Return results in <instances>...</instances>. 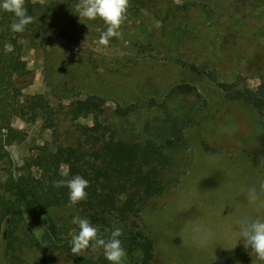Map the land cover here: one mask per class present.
Masks as SVG:
<instances>
[{"label": "rangeland", "instance_id": "rangeland-1", "mask_svg": "<svg viewBox=\"0 0 264 264\" xmlns=\"http://www.w3.org/2000/svg\"><path fill=\"white\" fill-rule=\"evenodd\" d=\"M77 3H69L70 11L57 7L56 17L63 30L55 43L58 65L77 61L76 71L83 76L69 98L97 96L92 105L105 110L103 118H111L117 106L135 103L142 113L133 119L143 123L150 100H163L175 85H193L200 95L202 120L186 131L189 147L176 185L148 200L137 219L154 240L152 264H257L242 238L236 242L235 222L243 215L259 214L241 190L264 181V108L232 102L224 88L238 81L239 88L264 89V0H151L138 12L128 8L119 37L106 47L99 44L107 27L104 21L80 16ZM49 33L21 40L33 78L20 93L46 96L57 106L59 99L44 79ZM41 123L12 118L10 160L0 162V184L9 168L17 173L35 153L33 146L48 142L57 148L51 130ZM74 123L92 127L93 119L89 115L65 122L58 143L73 142ZM228 126L234 127L231 135L223 131ZM67 214L66 209L56 210L57 221ZM197 226L212 230L206 246L198 242ZM51 264L68 263L56 256ZM122 264H131L128 253Z\"/></svg>", "mask_w": 264, "mask_h": 264}, {"label": "trees", "instance_id": "trees-1", "mask_svg": "<svg viewBox=\"0 0 264 264\" xmlns=\"http://www.w3.org/2000/svg\"><path fill=\"white\" fill-rule=\"evenodd\" d=\"M75 1L78 2L25 0L33 22L23 32L11 30L16 21L13 13L3 10L0 14V162L10 160L7 147L12 143L13 117L27 123L40 119L42 127L51 130L58 144L56 149L48 142L33 146L35 153L25 159L17 173L9 168L0 184V264H51L56 256L68 264H110L100 251L102 248H89L82 255L71 253L69 234L78 231V226L71 222L74 216L88 218L105 239L110 237L111 230L121 228L123 234L119 239L130 263L152 264L154 240L141 229L137 219L148 200L162 196L176 185L180 162L189 147L186 131L202 120L200 95L193 85H175L163 100H150L143 123L133 119L142 113L135 103L117 106L111 118H103L105 110L92 105L97 96L69 98L83 76L76 71L77 61L67 59L65 64L58 65L55 43L63 30L56 17L57 7L70 11L69 3ZM150 1L132 0L133 6L129 7L138 12ZM44 32H50L44 79L59 99L57 106L46 96L20 93L33 78L22 55L21 40H36ZM207 75L215 80L211 71ZM238 85L234 81L225 86L228 100H241L248 109L264 108L262 87ZM179 95H183L181 100ZM187 96L195 99L190 101ZM64 98L67 103L62 101ZM89 115L92 127L74 123L73 142L58 143L65 122ZM63 165L67 178L80 175L89 181L87 198L75 206L69 204L67 187L54 188L51 183L66 178L61 176L65 172L61 170ZM58 209L68 210L59 221ZM31 254L35 256L28 261Z\"/></svg>", "mask_w": 264, "mask_h": 264}, {"label": "clouds", "instance_id": "clouds-1", "mask_svg": "<svg viewBox=\"0 0 264 264\" xmlns=\"http://www.w3.org/2000/svg\"><path fill=\"white\" fill-rule=\"evenodd\" d=\"M129 6V0H78L76 4L80 16L89 20L99 18L104 21L107 27L99 37V44L105 47L109 45L112 38L119 37V29L127 19ZM0 9L13 13L16 17V21L10 26L13 32H23L25 27L33 22V17L28 14L25 7V0H0ZM223 131L231 135L234 127H225ZM210 158L215 159L216 157ZM261 163L264 164V157H261ZM61 176L66 178L54 180L51 183L54 188L67 187L69 189L71 206L87 198L86 189L89 186L87 179L80 175L67 178L66 171L62 172ZM241 194L245 196L248 206L259 214L256 216L243 215L236 220L235 226H238V231L235 230L236 242L242 238L244 248L251 249L250 255L255 256L254 260L257 264H264V181H261L259 187L251 186L242 189ZM71 222L78 226V231L69 234L70 251L73 255H82L89 248L93 250L102 248L110 264H122L127 253L119 239L123 234L121 228L116 227L111 230L110 237L105 239L88 218L74 216ZM196 232L199 233L198 242L201 246H206L213 236L210 228L202 226H197Z\"/></svg>", "mask_w": 264, "mask_h": 264}]
</instances>
